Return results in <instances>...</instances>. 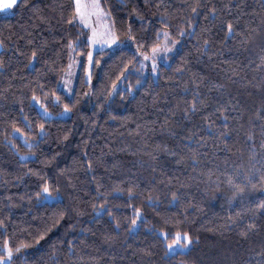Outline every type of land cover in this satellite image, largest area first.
<instances>
[{
  "label": "trees",
  "instance_id": "obj_1",
  "mask_svg": "<svg viewBox=\"0 0 264 264\" xmlns=\"http://www.w3.org/2000/svg\"><path fill=\"white\" fill-rule=\"evenodd\" d=\"M100 2L118 42L180 46L145 76L129 48L95 53L89 84L74 0L0 15V256L7 240L29 245L12 264H264V1ZM178 231L192 245L167 255Z\"/></svg>",
  "mask_w": 264,
  "mask_h": 264
},
{
  "label": "snow or ice",
  "instance_id": "obj_2",
  "mask_svg": "<svg viewBox=\"0 0 264 264\" xmlns=\"http://www.w3.org/2000/svg\"><path fill=\"white\" fill-rule=\"evenodd\" d=\"M18 3V0H0V11H7L8 9H12L16 4ZM193 11H195V9H193ZM215 11V10H213ZM74 13L75 16L72 17L68 23H72L73 20L75 19H79L85 27H91L92 31H91V35L88 36V46H89V52H88V61L89 64H91L93 62V54L91 51V48L94 44H112L114 42L117 41L118 37L116 35L115 32V25H108L107 23H105L104 28L105 30L103 32H99L98 29L94 26H92V24L90 23L91 17L93 15H95L98 19H101L103 17H105L107 14L103 13L102 9H100V6L98 3L95 2V0H93V3L91 5L87 4L86 2H82V0H75V8H74ZM191 26V25H190ZM228 29L229 31H231L232 29V25L229 24L228 25ZM159 35V34H158ZM163 36L165 38H167L169 36L168 32H164ZM176 43L175 40L172 41H168L167 39H165V41L163 43H157L154 44L151 48V56L147 55V54H142L144 55V59H152L153 62V71H156V67H155V63H156V57L158 55H160L161 53L167 55V53L171 50V46L174 45ZM205 43H207V41H205ZM74 47L72 41H69L68 43V48L71 50ZM36 56V52L34 51L32 53V57L34 58ZM71 60V57H70ZM98 63V61H96ZM141 63H143V61H141ZM69 68V75H71V68H72V64L69 63L68 65ZM87 71V69H86ZM88 79H91V75L89 73ZM117 79H119V77H117ZM71 83L70 80L65 82V87H68V85ZM115 81L113 82V89H109V92L111 93L114 89H115ZM131 87V86H129ZM53 95L55 96V94L53 93ZM33 100L36 101L37 104L40 105V107L43 109L45 115H48V110L47 107L45 106V104H42L39 100L38 97H36L35 94H33L32 97ZM56 100H59V97H55ZM65 112L70 111V106L69 104H65L64 105V109ZM40 128L43 129V125H40ZM17 132H19V129H15ZM31 147V145H29ZM132 189H129V193L131 194ZM37 197H40L41 199H46L47 197H50L53 195L52 193V189L49 187L47 182H44V184L42 185L40 191H38L36 193ZM131 198V196H130ZM175 193H173V199H175ZM149 199H151L149 197ZM136 216L139 217L141 210L139 208H137L136 210ZM2 223V222H0ZM137 223L136 219H133L132 221V225L131 226H135V224ZM117 227H119V225H117ZM43 238V234H41L40 236L36 237V241L37 243L40 242V240ZM192 242V238L189 235V233L187 232H176L174 234L173 239L171 240V242L169 244H167V249L168 250H172L174 248L177 249H184L187 248ZM29 245L26 243H21L19 245L16 246L15 248V252L19 253L21 251L22 248H27ZM3 250H4V256H0V264H2V262L5 259V256L8 258H11L13 256V248L9 246V242L7 240L4 241V246H3ZM9 264H10V260H9Z\"/></svg>",
  "mask_w": 264,
  "mask_h": 264
},
{
  "label": "rangeland",
  "instance_id": "obj_3",
  "mask_svg": "<svg viewBox=\"0 0 264 264\" xmlns=\"http://www.w3.org/2000/svg\"><path fill=\"white\" fill-rule=\"evenodd\" d=\"M264 1V0H263ZM82 2H86L87 4L91 5L93 3V0H82ZM96 3L99 4L100 6V9H102L103 13L107 14L105 17L101 18V19H98L95 15H93L91 17V20H90V23L92 24V26L96 27L98 29L99 32H103L105 30L104 28V25L105 23H107L108 25H112L111 24V20H110V17L108 15V13L103 9L102 7V4L100 2V0H95ZM74 6H75V0H74ZM14 8V7H13ZM12 9H8L7 11H0V15H7V14H10L12 12ZM75 21L81 26L83 27L87 33H88V36L91 35V31H92V28L91 27H85L84 24L77 18L75 19ZM163 33L164 31H162L160 33V36L162 37L161 39V42L160 43H163L165 41V39H167L168 41H172L170 40L169 37L165 38L163 36ZM176 43L174 45L171 46V50L167 53V55L161 53L160 55H158L156 57V63H155V67L157 68V65L159 63H162L164 58L170 54H173V52H175L176 49L179 48L180 46V40H175ZM121 47H126V48H129L131 49L132 51L135 52L136 54V57L138 59V69L137 71H139L143 76H145L146 74H154L155 72L153 71V62H152V59H147L145 60L144 59V55L142 54H146V53H139L135 50V48L133 47V45L129 42V41H125V42H114L112 44H94L91 48V51H92V54L94 55L95 53H98V52H101V51H108V54H111L113 51L121 48ZM88 52H89V46H88V51H87V55L85 57V62H84V78H85V81L89 84H91V79L89 80L88 79V76H89V73H90V70H91V64H89V61H88ZM147 55L151 56V51L149 53H147ZM70 57H71V60L69 59V63L72 64V68H71V75H69V68L67 66L66 70L62 73V75L60 76L59 80H58V83H57V90L64 93V95L69 99L71 98L72 96V93H73V90H74V86H75V83H76V79H77V76H78V73H79V70H80V65H81V62H82V58L80 55H76L73 51L71 52L70 54ZM141 61H143V63H141ZM68 63V65H69ZM87 69V71H86ZM70 80L71 83L68 85V87H65V82ZM34 104L36 106H38V110L40 112V114L46 118H51V117H54L53 114L49 113L48 115H45L43 109L39 106V104L36 103V101H34ZM56 116L58 117H68L69 116V111L65 112L64 110L57 114ZM22 159H25L26 157H21ZM58 197H47L46 199H44V201L46 202H50V201H54V200H57ZM137 227V224H135V226H132V230H135ZM192 244H190L187 248H184L182 250L180 249H177V248H174L172 250H168L167 249V244H166V253L167 255H172L174 253H177V252H186L190 247H191ZM2 252L4 253V250L2 249ZM20 255H22V252L18 253ZM18 254H13V256L11 258H8L5 256V259L4 261L2 262V264H9V260H10V264H12V259L15 257V256H18ZM4 256V255H3Z\"/></svg>",
  "mask_w": 264,
  "mask_h": 264
}]
</instances>
